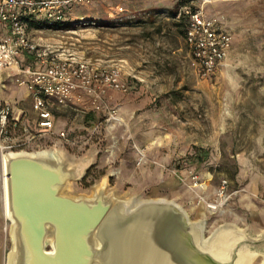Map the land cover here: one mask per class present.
I'll use <instances>...</instances> for the list:
<instances>
[{"label":"rangeland","instance_id":"rangeland-1","mask_svg":"<svg viewBox=\"0 0 264 264\" xmlns=\"http://www.w3.org/2000/svg\"><path fill=\"white\" fill-rule=\"evenodd\" d=\"M198 6L220 18L233 39L223 67L210 78L199 75L185 41L183 9ZM63 23L67 26L33 25L29 36L59 57L118 67L132 82V91L147 98L146 109L151 111L141 118L136 135L125 122L127 110L116 113L117 121H106L105 108L86 112L56 102L52 112L57 121L74 132L67 140L41 138L28 151L58 149L74 161L89 162L87 175L70 184V196L91 197L93 187L104 179L108 192L120 199L179 192L188 200L182 207L190 219L204 220L205 236L218 226L234 225L248 236V250L259 253L253 264H262L264 0H79L71 3ZM9 79L3 81L8 95L26 92ZM25 103L20 106L28 109ZM151 136L155 142L150 146L137 140ZM191 175L206 189L195 188ZM165 179L176 183L164 184ZM222 181L227 183L226 200L208 209L207 203L218 202L215 193ZM198 195L205 202L198 203ZM8 228L0 164L1 264L11 250Z\"/></svg>","mask_w":264,"mask_h":264},{"label":"water","instance_id":"water-1","mask_svg":"<svg viewBox=\"0 0 264 264\" xmlns=\"http://www.w3.org/2000/svg\"><path fill=\"white\" fill-rule=\"evenodd\" d=\"M88 167L61 151L6 157L13 264H220L203 227L172 200L116 198L107 179L92 197L68 195Z\"/></svg>","mask_w":264,"mask_h":264},{"label":"built area","instance_id":"built-area-1","mask_svg":"<svg viewBox=\"0 0 264 264\" xmlns=\"http://www.w3.org/2000/svg\"><path fill=\"white\" fill-rule=\"evenodd\" d=\"M74 1L79 0H0V72L18 73L16 83L25 86L32 97L37 111L35 126L39 130L20 126L11 104L0 102V153L29 152L44 133H51L54 121L50 106L56 102L74 104L86 112H101L105 108L106 121H117V111L106 106V99L112 92H130L118 67H97L85 60L59 57L46 50V46L33 43L29 36L26 17L43 21L44 25L63 22ZM117 9L123 10L121 6ZM183 15L187 22L185 41L193 63L202 78H210L223 67L233 43L232 35L220 18L206 14L204 6L184 7ZM26 56L30 63L22 65ZM58 137L65 138V133L60 132ZM191 177L193 186L203 189V182L195 175ZM226 187V181H222L215 193L218 202L207 206L222 205ZM200 202L205 200L198 195Z\"/></svg>","mask_w":264,"mask_h":264},{"label":"crops","instance_id":"crops-1","mask_svg":"<svg viewBox=\"0 0 264 264\" xmlns=\"http://www.w3.org/2000/svg\"><path fill=\"white\" fill-rule=\"evenodd\" d=\"M225 28L229 32V30L226 26H225ZM29 63H30V58L28 56H26L23 60L22 65H27ZM16 77H18L17 72H11V71L0 72V102H7V103L11 104V106L13 108V116L15 118L19 119V125L20 126H26L31 130L32 129L38 130L35 126L36 120H37V111L33 107V101H32V97H31L30 93L27 90H26V92L21 93V94L18 93L16 90L13 91V93H11L10 95H8V93L5 92V89L3 87V81H6L9 78H11V80L10 79L9 80L13 81V83L17 84L16 83ZM128 83L130 85V92L128 93L127 97H124V96L118 97V95L115 92H112L108 95L105 103H106L107 107L114 108L118 113L124 112L127 110V112H128L127 116L128 117L125 119V122H126V124L128 123L129 130L131 132L134 131V133L137 135L140 133L141 128H142L141 122H143V121L141 118L144 117V115L146 116V114H150L151 110L146 109V99L147 98L142 97V94H138L137 92L132 91L133 84L130 81ZM17 86H19V85H17ZM19 87H24V86H19ZM8 98L11 99L12 102L6 101ZM16 99H18L20 101L17 102ZM21 100H23V101H21ZM21 102H26L25 106H27L29 108L26 109V108H23L22 106H20ZM70 106L79 109V107L77 105L70 104ZM52 108H53V105L50 106L51 112H52ZM52 115H53V121H54V127L52 129V132L48 133V134L44 133L41 138H46V136L47 137L54 136L56 138H59L58 134L60 132H64L65 138H63V139L67 140L70 132H74L75 129L67 127V124H65V122H58L56 117H55V114L53 112H52ZM131 118H132V121H128ZM61 124H64V125L61 126ZM58 125H60V127ZM134 125H135V127H134ZM59 139H62V138H59ZM137 140H138L139 144H142L145 146H150V144H153L155 142V139L152 136L150 138L146 137L143 140L141 138H137ZM82 161H86V160H82ZM159 179L163 180V174L162 173L159 174ZM163 183L170 185V186H173V185H175L176 182L173 179H165ZM206 187H207L206 184L202 185L203 189H206ZM158 198H164L167 200H172V201L178 203L179 205H181L183 207L188 202V200H186L185 197L180 196L179 192H168V193L166 192V193L158 194ZM154 199H157V198H154ZM2 255H3V253H2V250L0 247V264H1V260H2Z\"/></svg>","mask_w":264,"mask_h":264},{"label":"bare ground","instance_id":"bare-ground-1","mask_svg":"<svg viewBox=\"0 0 264 264\" xmlns=\"http://www.w3.org/2000/svg\"><path fill=\"white\" fill-rule=\"evenodd\" d=\"M119 119V118H118ZM22 153V152H21ZM32 154H39V155H51L57 156L60 153L58 149H42L38 151L30 152ZM14 153H1L0 154V164H1V197H2V212L4 218L9 223V237L11 241V250L8 253L6 264H13V253H14V223L11 219L10 213L8 211V204H7V194H6V184H5V176H4V164L5 159L8 155H12ZM86 165L85 162L80 163V168H84ZM102 182L96 184L93 187L92 196L97 191L99 185ZM116 197V196H115ZM117 198V197H116ZM129 199V198H127ZM133 199L134 202L140 201L137 198H130ZM164 199V198H160ZM176 203V202H175ZM178 204V203H177ZM179 205V204H178ZM182 207L181 205H179ZM183 208V207H182ZM208 209H217L215 206H207ZM184 209V208H183ZM187 213V212H186ZM188 214V213H187ZM199 224L203 227V231L205 233L206 227L204 220H198ZM207 222V221H206ZM204 241L209 244L208 248L212 252L213 256L219 261L220 264H253L254 259L259 256V253L253 252L248 250L247 244L249 242L248 236L244 233L243 230L240 228L225 224L222 226H218L213 231L209 233L208 236L204 235ZM228 254H232L234 257L231 258L230 262L228 260ZM263 256V263L264 264V254Z\"/></svg>","mask_w":264,"mask_h":264},{"label":"trees","instance_id":"trees-1","mask_svg":"<svg viewBox=\"0 0 264 264\" xmlns=\"http://www.w3.org/2000/svg\"><path fill=\"white\" fill-rule=\"evenodd\" d=\"M192 9H194V8H192ZM24 20L27 24V28H29L33 25H44L43 21H37L31 16L26 17ZM55 26H57V27H63L64 26L65 27V26H67V24H65L63 22H59V23H56ZM86 175H87V173L85 174V176Z\"/></svg>","mask_w":264,"mask_h":264}]
</instances>
